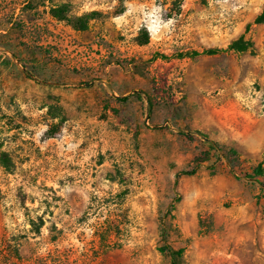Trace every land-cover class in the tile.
Listing matches in <instances>:
<instances>
[{
    "label": "rangeland",
    "instance_id": "obj_1",
    "mask_svg": "<svg viewBox=\"0 0 264 264\" xmlns=\"http://www.w3.org/2000/svg\"><path fill=\"white\" fill-rule=\"evenodd\" d=\"M263 5L0 0V264H264V176L177 175L208 140L264 169Z\"/></svg>",
    "mask_w": 264,
    "mask_h": 264
},
{
    "label": "trees",
    "instance_id": "obj_2",
    "mask_svg": "<svg viewBox=\"0 0 264 264\" xmlns=\"http://www.w3.org/2000/svg\"><path fill=\"white\" fill-rule=\"evenodd\" d=\"M181 0H173V3L180 4ZM69 12V4L68 3H61V4H53L49 8V13L60 20H66L72 22L73 26L79 30H85L88 26V16L80 15L78 17H70L68 15ZM264 23V5L261 11L255 16L252 23H248L247 28L251 24H262ZM254 46L253 42L246 38L244 35H240L236 39H233L226 47H209L203 48L201 50L197 49H190L186 51H180L174 53L172 55H167L164 53H156L155 56L168 59L171 57L183 58V57H190L194 58L197 56L202 55H216L227 51L232 52H245L251 51L253 52ZM53 118L58 117V115L53 114ZM202 136L206 137L205 134ZM208 145L205 149H202L197 153L194 158L195 166L191 169L182 170L177 173L179 174H193L197 167L209 163L210 168L220 167L224 164L228 167L229 171L233 172L238 177L243 178H252V177H259L264 176V169L262 165L259 163L252 169V172L249 173L245 171L242 167V161L240 158V154L238 150L233 145H225L221 143L212 142L208 140ZM0 165L4 167V169L10 171L12 170L13 161L11 157L6 151H0ZM261 188L264 189V182L258 181ZM161 251L166 252L170 258L172 264H179V260L183 254V248H173L172 246L166 244L160 248Z\"/></svg>",
    "mask_w": 264,
    "mask_h": 264
}]
</instances>
